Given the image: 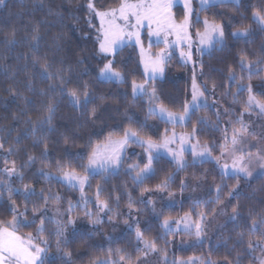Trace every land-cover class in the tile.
Listing matches in <instances>:
<instances>
[{
    "label": "trees",
    "instance_id": "1",
    "mask_svg": "<svg viewBox=\"0 0 264 264\" xmlns=\"http://www.w3.org/2000/svg\"><path fill=\"white\" fill-rule=\"evenodd\" d=\"M119 3L120 0H96V6L100 9L115 7ZM249 3L261 5L264 4V0H242V6L239 9L235 5L228 4L199 11L201 16L224 22L226 25L223 48H214L210 53L208 50L197 58L199 66L197 76L202 83L210 87L211 92H206V97L211 103L208 102L207 107L196 110L191 121L184 125L167 124L155 117H147L144 127H140V124L146 118L149 106L147 99L142 96L133 100L131 95V81L145 80L139 49L126 44L115 56L114 67L124 73L126 83L98 81L96 69L102 67L107 61L100 57L98 52L96 28L99 27V23L97 19L92 20V25L95 27H91L88 23L87 0H6L0 7V143L4 145L2 150L6 153L8 161H15L19 171L24 175L23 181L11 180V184L15 188H22L24 184L35 188L37 195L27 202L29 219L33 216L31 211L33 206L43 204V199L39 195L43 189L45 195H48L51 190L52 193H59L62 197L59 202L50 200L47 208L58 205L65 213L63 222L66 223L69 217L75 220V225L66 229L69 243L61 244L60 251L57 250V237L54 234L56 224L51 220H45L43 235L49 242L46 264H65V259L62 258L65 250L71 252L70 264H91L94 258H109V249L112 250L110 256L112 260H118L120 255L127 254L131 256V261H125L123 264H135L137 257L142 256V252L137 249L142 248L143 245L136 239V225H132L131 229L128 227L132 214L136 215L144 238L155 240L158 249L161 250L157 252L170 253L176 247V238L190 235L174 232L164 237L163 229L160 227V221L163 218L180 217L190 212L196 218V212L205 211L209 219L227 200L230 213L233 206L238 208L239 216L235 222L227 220L210 241L203 240V243L195 242L186 247H177L174 252L182 257L198 255L205 264L208 260L214 261L215 264H225V262L237 264V257H239V264L258 263L256 252L259 249L256 248L249 253L247 241L249 238L255 241L264 230V226H261L255 233L249 231L252 220H259L264 216V175L247 179L230 174L222 176L214 159L203 163L189 161L186 168L178 171L176 164L170 158L159 155V158L153 162L155 176L146 180L143 185H136L123 171L130 160L127 154L118 175H111L108 179L101 175H93L90 186L85 188V194L90 198L88 209L94 215L97 213L95 191L98 184L103 188L100 199L108 200L112 209L111 212L99 213L102 222L93 226L89 218L84 215L85 210L82 204L79 203L78 189L66 187L55 180H46L37 174L41 168L56 173V162L63 163L68 160H71L73 167L83 174L84 170L80 165L87 162V153L90 151L89 141L93 143L103 141L109 133L114 136L122 135L123 129L129 126L138 130L142 137H151L159 142L165 129L168 133L173 128L192 130L195 125L196 138L211 147L214 157H220V145L225 143L224 134L225 130L227 131L225 124L229 126L238 124L241 113L243 112L244 115L247 112L245 102L248 93L244 91L234 97L233 94L237 92V88L228 80L229 68L239 76L241 55H246L247 59L253 62L264 58V31H261L252 21L251 8L245 6ZM174 13L177 19H181L182 6H175ZM229 20L232 21L230 25ZM202 26V23H194L193 29L196 30ZM34 27L39 28L41 37L37 53L41 58L40 64L47 62L51 65L50 72L58 70L61 72L66 79L65 92L74 89L83 91V85L87 82V90L95 98L87 109H76L69 103L67 95L61 96L58 89L55 93L49 90L48 85L59 84V80L42 81L39 78V65L33 68L30 63L33 57L31 36ZM245 27L252 29L247 39H235L231 35L233 31ZM13 30H15L16 43L10 45L5 37H10ZM153 47L157 46L154 44ZM25 55L28 57L27 61ZM111 58L108 57V59ZM81 60L84 62L79 63ZM26 63L27 68H25ZM171 65L172 69L179 71L182 75L178 78L170 75L156 78L151 80L149 85L156 89L159 104L172 111H182L183 104L190 94L192 68L189 64H184L177 59L173 60ZM256 67L259 71L252 76L251 81L247 79V74H244V83L250 82L257 98L264 100V63ZM29 82L32 85L31 90L26 86ZM42 90L44 95H41ZM24 97L28 100L25 101ZM50 102L56 106L50 125L54 131L45 130L40 136V142L35 143L37 138L32 136L29 129L40 119L49 115L47 106ZM93 108L96 109L95 116L91 115ZM250 113L261 115L256 109L250 110ZM129 116L132 117L131 120L127 119ZM201 117L206 121L205 124L199 123ZM45 144L48 149L47 160L41 156ZM9 148L13 150L11 154L6 152ZM77 153H80L83 159L78 158ZM29 155L35 157V162L31 165L26 164ZM134 158L139 159V155H134ZM143 163V161L140 162V164ZM169 174L174 176L168 189L173 193L181 191L180 182L185 178L193 181H211L213 188L199 199L183 198L173 206H164L162 215L157 218L151 211V206L139 203L140 199H144V195L148 193L145 192L141 197V191L144 187L154 189ZM0 181L9 182V178L0 175ZM217 185L221 186L220 203L215 202ZM233 189H235L234 195L229 196V191ZM168 191L165 192L168 193ZM129 193L134 201L131 210L128 208ZM116 197H119L118 202ZM194 200L213 202L201 204L196 207L195 212H192ZM12 201H15L23 211L25 200L22 196L13 194ZM69 201L73 205H78L71 212L67 210ZM9 203L8 193L5 191L3 202H0V222L10 220L12 217V213L8 210ZM213 209L216 211L213 212ZM35 215L36 222L28 226L21 225L18 229L20 234L26 235L29 232L35 234L41 214ZM126 220L128 224H125ZM117 223L123 224L122 230L113 229L112 226ZM90 232L92 235H88ZM240 232L244 233L243 242L237 243ZM116 249H123V253H117Z\"/></svg>",
    "mask_w": 264,
    "mask_h": 264
},
{
    "label": "snow or ice",
    "instance_id": "2",
    "mask_svg": "<svg viewBox=\"0 0 264 264\" xmlns=\"http://www.w3.org/2000/svg\"><path fill=\"white\" fill-rule=\"evenodd\" d=\"M4 0H0V4H3ZM180 3L183 9V19L177 23L175 14L173 12L174 6ZM235 5L237 9L242 6V0H199V11H205L208 8L215 7L217 5ZM246 7L251 8V19L259 27L261 31H264V4L254 5L247 4ZM42 7V5H41ZM86 8L88 11V23L91 27L92 20L97 19L99 21V27L96 28L99 48L98 52L100 57L106 59L107 62L103 63L102 67L96 69V79L100 82H115L119 84L126 83V77L123 72L117 70L115 65V56L118 51L121 50L126 44L129 46H136L140 52V64L143 66V75L145 80L142 83H138L136 80L131 81V95L133 100L139 97L146 96L148 102V109L146 113L145 121L140 124V127L146 126L147 117H155L156 119L163 121L167 124H180L184 125L191 121L193 113L200 107H207V100L205 97L206 88H202L197 82V75L195 72V65L197 61L193 60V47L195 51L200 55L205 53V50H209V53L214 48H223L225 44V23L218 22L215 19L209 20L207 16L203 20L200 19L199 11L193 7V0H120L117 7H109L101 10L96 6V0H87ZM243 15V14H241ZM194 18V19H193ZM245 19L247 17H244ZM195 24H203V31L199 29L195 32V39L190 29ZM229 25L232 23L228 21ZM147 30L149 37V47H151L152 39L155 37V43H163L164 48L156 54L146 53L143 47L142 32ZM31 36V48L33 51V57L30 61L33 68L39 65L38 76L44 80H59V84L50 83L48 85L49 90L56 92L59 90L61 96L67 95L69 103L76 109H87V106L95 99L92 94L87 90V82L83 85V91L74 89L70 92H65L66 79L58 70L57 72H50V64L45 62L40 64V57L37 55L40 47V35L39 28L34 27L32 29ZM252 33L250 27L237 29L231 33L235 39H247ZM174 37V39H169ZM8 44H14L15 41V30L11 33L10 37H5ZM173 47H179V56L184 64L193 65V75L191 83V100H186L183 104L181 112H173L168 110L162 104L156 103L159 97L156 94V89L153 87L149 90V81L155 80L157 77H163L165 72V66L168 60L172 57ZM108 57H112L108 59ZM25 60H28L25 55ZM81 60L79 63H83ZM264 63V58L257 59L256 61H249L246 55H241L239 60L240 75L238 76L235 71L229 68L228 80L236 85L237 92L234 93V97L240 93L247 91L246 108L245 111L258 109L261 115H264V100L257 98L253 91V86L249 82L244 83L245 75L247 79L251 81L252 76L256 74L259 69L256 65ZM28 64H25L27 68ZM202 70V65H201ZM87 72V69H85ZM30 90L32 89L31 82L26 85ZM215 87V86H214ZM11 91V89H10ZM45 93L41 91V95ZM14 95H16L14 93ZM25 101L28 100L24 97ZM56 106L54 103H49L47 106V112L49 115L43 119H40L36 124L29 129L33 137L37 139L35 143L40 142L41 134L47 130L48 132L54 131L50 127L52 116L55 113ZM96 109L91 110V115L95 116ZM219 116V113H217ZM243 112L238 118L239 127H233L232 135L229 138L227 131L225 130L224 140L226 143L220 145L221 154L220 157L214 158L215 164L220 168L221 175L227 176L232 175L236 177L243 176L245 179L253 176V171L250 169L249 164L253 159L260 162L261 169H264V150L258 149L257 152H244L240 145L247 137L252 136L256 138V134L249 130V125L242 119ZM127 119L131 120L129 116ZM199 123L205 124L206 121L203 117L199 118ZM197 128L193 126L192 132L187 134H177L174 130L171 135H168V130L165 129L164 135L161 137L159 142L153 140L151 137H142L139 131L133 129L131 126L124 128L122 135L114 136L109 133L103 141H97L93 143L89 141L90 151L87 153V162L80 165L83 168V174L73 167L72 161L68 160L65 162H56V169L58 174H54L50 171H46L43 168L39 169L37 174L43 176L46 180L57 181L58 183L64 184L66 187L78 189L80 192V204L84 208V215L89 218L90 223L95 226L102 222L99 213L111 212L112 209L109 205L108 200H101L100 196L103 191L102 185L98 184L95 191V206L97 213L94 215L91 210L88 209L90 198L85 194V188L90 186V179L93 175H101L105 179H108L111 175H118L121 168L123 167L124 160L127 155L129 145H139L143 149L142 159H146V163L143 167L139 163L129 164L126 168H123L125 174L131 177L132 181L136 185H143L146 180L155 176V169L153 162L159 158L161 152L167 153L172 162L177 166V170H183L188 166V162L184 158V152L186 150L191 151L193 156V163L199 161L200 163L206 160L213 159L211 157V147L204 145L200 147V142L197 139L196 143H192L195 139V133ZM261 139H264V134L261 135ZM179 141V147H173ZM67 142V138H66ZM4 145L0 143V149H3ZM13 150L7 149L6 152L11 154ZM44 160L48 158V149L45 144L44 150L41 153ZM76 156L83 159L80 153ZM222 158H230L231 164L225 161L221 163ZM35 162V157L29 155L26 164L31 165ZM5 167L0 169V174L6 175L9 178V182L0 181V202H3V192L8 193V200L10 201L8 210L12 213L10 220L0 222V264H46L47 249L49 247L48 239L45 238L43 233L45 232V220H51L56 224L55 236L57 237V250H61V244H68L69 240L66 235V229L69 226L75 225V220L71 217L68 218L67 222L56 220L54 217L47 215V204L50 200L59 202L62 197L59 193H52L49 190L48 195H45L42 189L39 193L43 199L42 205H34L31 209L33 216L31 219L28 218L27 213L29 211L27 202L31 201V198L36 196V190L29 184H24L22 188H15L11 184L13 177L23 181L24 175L18 171L15 161L11 162V167H8V161L5 159ZM258 175H264V171L258 173ZM174 179L172 174H169L164 180L155 186L154 189L144 187L141 191V197L145 192H157L163 193L168 191L170 182ZM187 187L184 180L180 182L181 192ZM217 196L215 198L216 203H220L219 194L221 186H216ZM235 189L229 191V196H233ZM17 194L22 196L25 200L23 211L20 210L19 206L12 201V195ZM128 208H133L134 201L129 193ZM175 193L168 191V197L171 200ZM117 202L119 197H116ZM213 201H202L194 200L192 212H195L196 207L201 204L212 203ZM139 203L151 206L153 214L159 218L162 215V210L157 211L153 200L140 199ZM78 205H73L71 201L68 204V211ZM213 212L216 210L213 209ZM223 212V209H220ZM36 213L41 214L40 222L36 227L35 234L29 232L26 235L19 233L18 229L21 225L28 226L36 222ZM208 213L205 211L196 212V219H192L191 212L186 213L183 217L178 220H173L171 217H165L160 221V227L163 229V236L166 237L170 233L184 232L189 235L196 237L197 243H203L204 240V228L205 221L207 220ZM239 216L238 208L233 206L231 215L228 216V220L235 222ZM111 219V217L109 218ZM135 235L137 241L143 245L142 248L137 250L142 252V256L137 257L135 264H142L144 258L149 253L161 251L158 249L155 240H149L144 238V233L139 227V221H135ZM128 224V221H125ZM176 227L173 228L172 225ZM261 226H264V216L260 217L259 220L253 219L250 225V233H255ZM131 229L132 225L128 224ZM223 227V225L221 226ZM92 235V233H88ZM240 239L237 243L243 242L244 233H238ZM75 238V233H73ZM162 238V237H161ZM167 242V241H166ZM183 244V242H181ZM226 246V244H225ZM256 248H261L264 251V230L261 231L260 236L253 241L251 238L247 241V251L249 253L255 251ZM111 249L108 250L109 258L100 259L94 258L91 264H123L125 261H131V256L122 254L118 260H112ZM117 253H123V249H116ZM166 258V252L164 253ZM71 252L63 251L62 258L65 259V264H70ZM199 258H190L189 260L173 261L172 264H196ZM260 264H264V258L257 257ZM207 264H215L214 261L208 260ZM228 264V262H225ZM237 264H239V257H237Z\"/></svg>",
    "mask_w": 264,
    "mask_h": 264
},
{
    "label": "rangeland",
    "instance_id": "3",
    "mask_svg": "<svg viewBox=\"0 0 264 264\" xmlns=\"http://www.w3.org/2000/svg\"><path fill=\"white\" fill-rule=\"evenodd\" d=\"M5 1L6 0H4V2ZM3 4H0V7ZM177 5L182 6L180 3H177L175 6H177ZM117 6H115V7H117ZM193 7L197 11H199V7H200L199 6V0H193ZM101 10H103V9H101ZM173 12H174V8H173ZM199 16H200L201 20H203L204 17H205V16H201L200 14H199ZM175 19H176L177 23H179L183 19V17L181 19H177L176 16H175ZM98 23H99V21H98ZM196 30H194L193 27L190 29L194 39H195ZM199 30L203 31V26L201 28H199ZM145 39H146V41H145ZM169 39H174V37H169ZM142 40H143V47H144L146 53H151V54L154 55V54L158 53L160 51V49L165 47V45L163 43H159V44L155 43V37H153L152 43H151V47H149V37L147 35V30L146 29L142 32ZM154 44L157 47H153ZM206 51H208V50H205V52ZM179 52H180V48L179 47H173V49H172V57H171L170 60H168L166 66H165V72H164L163 77L166 76V75H170L173 78H178L180 75H182V73H180L179 71H177L175 69H172L173 67L171 65L173 60L177 59V60L181 61V58L179 56ZM199 55L200 54L195 51V46H194L193 47V60L197 61L196 65H195L196 75H197V71L199 69L198 59H197ZM189 65L192 68V75H193V70H194L193 69V65L192 64H189ZM157 78H162V77H157ZM197 82L201 85L202 88H206L207 89L205 91V97H206V92H211L210 87H208L204 83H202L200 81V79L198 78V76H197ZM138 83H142V82H138ZM191 83H192V80H191ZM149 84H150V81H149ZM149 84H148V87H149V90H151L153 87L150 86ZM190 91H191V89H190ZM144 97L146 99H148L146 96H144ZM187 100H189V101L191 100V94H189V98ZM206 100H207V103L208 102L211 103V101H209L207 99V97H206ZM156 103H158V102L156 101ZM216 108L218 109V107H216ZM256 110L259 111L258 109H256ZM170 111H172V110H170ZM173 112L179 113L181 111H173ZM243 120H244L245 123H247L249 125V130L256 134V138H253L252 136L247 137V139L244 140L242 142V144L240 145L242 150L244 152H253V153L257 152L258 149L264 150V139L260 138L261 135L264 134V115H253L252 113H250V111H247L243 115ZM225 126L227 128V135L230 138L231 135H232L233 127H239V123L238 124H234V125H230V126L228 124H225ZM173 130L177 134H182V133L183 134H187V133H191L192 132V130L173 128L168 133V135H171ZM196 140H197V138H196V135H195V139L192 140V143H196ZM225 143H226V141H225ZM204 145H208V144L200 142V147L201 148H203ZM173 147H177L178 148L179 147V141H177V143L175 145H173ZM127 154L129 156L130 160L125 165L124 168H126L129 164H133V163H139L140 164L141 161L146 163V159H142L141 158V155L143 154V149L139 145H135V144L129 145L128 150H127ZM136 154H141V155H139V159H135L134 158V155H136ZM160 155H164V156H166V157L171 159V157L167 153L161 152ZM211 157L213 159L217 158V157H214L212 155V153H211ZM184 158H185V160L187 162L193 161V156L191 154L190 149L186 150L184 152ZM5 159H7V161H8L6 153L2 149H0V169H3L6 166L5 165ZM225 159L227 160V162L229 164H231V159L230 158H222L221 159V163H223L225 161ZM143 164H140V166L143 167ZM7 166L11 167V162L8 161V165ZM249 167L253 171V176L250 177V178L258 176V173H261L262 171H264V169H261V167H260V162L255 160V159H253L251 161V163L249 164ZM17 169H18V166H17ZM18 171H19V169H18ZM54 174H58V173L56 172ZM0 175H2L5 178H8L6 175H3V174H0ZM12 180L16 181L18 179L13 177ZM184 181L186 182L187 187L183 190V192L180 191L178 193H175L174 197L171 200L169 199L167 192H163V193H157V192L146 193L144 195V199H145V201H147L148 199L153 200L154 203H155L157 211L160 212L164 206H173V205L179 203L183 198L199 199L205 193L209 192L213 188V184H212L211 181H193V180H190V179H187V178H185ZM16 188H18V187H16ZM220 209H223V212H221ZM47 215L49 217H54L56 220H61V221L64 219L63 217H65L64 211L58 205L48 206ZM229 215H231V213L229 211V204H228V200H227L226 202H224L222 205L219 206V208L212 215V217H210L209 219H207L205 221V228H204V240L205 241H210L213 238V236L216 233V231L228 220V216ZM181 217H183V216L174 217L172 219L173 220H178ZM191 217H192V219H196L197 218V217L196 218L193 217L192 215H191ZM135 221H137V217H136L135 214H132L131 222L129 224L136 225ZM112 227L116 231H120V230L123 229L124 226H123V224L117 223V224H114ZM172 227L175 228L176 225L173 224ZM181 242H183V244ZM195 242H196V237L194 235H190L189 237H184V238H179L178 237V238H176V242H175V246L176 247L175 248H177V247L178 248L179 247L180 248L181 247H186V246H189V245H191V244H193ZM175 248H173L170 253H166V258L164 256V253H161V254H159V252L149 253L147 255V257L143 259L142 264H172L173 261L189 260L190 258H199L196 261V264H205V262L202 260V258L200 256H198V255H193V256H189V257L178 256L174 252ZM257 249H259V250H257V252H256V257L264 258V251H262L261 248H257ZM257 264H260L259 260H258Z\"/></svg>",
    "mask_w": 264,
    "mask_h": 264
}]
</instances>
